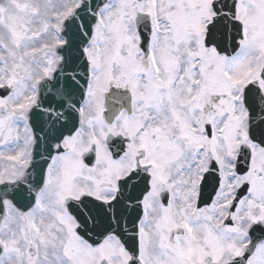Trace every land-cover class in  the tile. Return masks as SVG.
<instances>
[{"label":"rangeland","instance_id":"374dc122","mask_svg":"<svg viewBox=\"0 0 264 264\" xmlns=\"http://www.w3.org/2000/svg\"><path fill=\"white\" fill-rule=\"evenodd\" d=\"M78 1L0 0V85L11 88L7 98H0V182L21 176L30 159L33 138L27 123V112L36 100L37 82L43 76H50L56 68L59 58L55 49L63 41L58 36V30ZM195 2L196 0H144L138 4L135 0H107L100 11L93 38L87 47V54L92 62L89 87L91 102L88 108H86L88 103L84 107L82 127L69 142V145L75 144L74 148L70 147L66 156L53 161L48 171L45 189L33 211L56 210V199L60 198V192H64L61 199L72 192L65 173L71 172L72 161L77 159L74 155L82 153L80 150L88 147L90 143L99 147L100 168L113 165L105 146L107 127L102 121L101 109L98 113L100 121L98 125L96 124L97 127L92 124L91 118V111L98 107L108 80L128 85L135 93L137 112L130 118L121 115L111 130L118 132L125 128L131 136L141 140L140 147L146 148L145 162L152 159L156 161L155 184L158 178L163 179V184L169 183L170 179V187L175 189L178 201L182 196L183 184L191 186V189L186 187L187 195L194 194L195 178L199 170L203 171L206 168L207 160L210 158L208 151L211 150H217L223 166L227 169L228 164H225L224 158L229 155L231 157L234 148L230 152L225 144L233 145L236 138H232V143L226 141L222 129L225 130L223 127L232 122L234 130H246V111L239 95L246 81L257 75L258 67L261 66L257 65L260 59L248 56V48L235 59L219 58L211 51L205 55L207 52L201 47L202 28L206 20L205 15L209 13L202 10L204 6H199ZM248 7L252 16L251 23L260 21L264 25V0H250ZM138 10L153 17L152 57L147 61L137 48L138 34L134 16ZM42 34L45 36H41ZM248 45L251 47L250 40ZM206 66L212 68L208 71ZM199 67L203 68L208 80L202 85L198 81ZM218 67L220 69L216 72L215 69ZM199 76L204 80L203 73ZM208 87H211L213 92H210ZM212 93L222 96L220 101L213 97ZM209 99L217 104L216 109L211 106L212 102ZM156 104L161 106V114H154ZM209 108L215 109L216 116L208 114ZM208 120L213 123L215 134L206 148L207 151L200 153L199 145L205 142L204 129ZM228 128V135H232V125L230 124ZM240 140L243 141L244 138ZM225 151L229 154H225ZM253 160L254 171L252 178L249 179L253 182L255 191L238 210V224L241 225V229H238L236 234L237 254L243 252V244L248 240L243 230V226L246 225L245 218L249 216L252 221L264 220V212L260 211V196L264 191V154L256 149ZM127 161V165L132 167L134 161L131 154ZM122 162L124 161L118 164ZM225 172H229V169ZM122 173L123 170L117 176L120 177ZM107 177L108 184L115 179L110 175ZM179 179H183L182 184L178 183ZM62 181L65 183H61ZM227 198L226 195L218 202ZM155 208L146 200V214L141 230L144 264H152L149 259V246L155 242L158 247H162L164 254H160L161 257H169L168 244L173 221L171 215L165 211L155 217L156 227L152 228L151 221L154 220L152 215L154 210H158L157 204ZM59 209L63 211V203L62 207L59 203ZM178 209L177 205L176 211ZM13 212V207L7 204L4 226L11 219H15ZM213 212L214 210L208 215L212 216ZM46 218L49 226L55 221L52 216ZM61 221L66 228L61 225L54 226L55 230L59 227L66 230L62 233L58 256L65 264H75V261L70 262L69 250L77 243L70 233L76 224L73 219L64 215ZM149 227L150 230L147 231ZM3 239L2 244L6 248L0 264L14 254V250H9L11 247H7ZM58 239L56 236V241ZM49 241L48 251L55 245L52 238H49ZM179 243L181 244L180 240ZM108 244H114L116 250L112 257L114 264H123L128 255L121 250L116 240L110 239ZM101 248L106 253L110 250L107 244ZM27 252L28 245L23 251L20 249L19 254L23 256ZM92 252L89 248L85 254L89 255ZM60 259L56 260V264H63ZM10 262L27 264L21 261L20 255L17 260L11 258ZM162 263L170 264L163 260ZM250 264H264V245L257 249Z\"/></svg>","mask_w":264,"mask_h":264},{"label":"water","instance_id":"95a60500","mask_svg":"<svg viewBox=\"0 0 264 264\" xmlns=\"http://www.w3.org/2000/svg\"><path fill=\"white\" fill-rule=\"evenodd\" d=\"M105 2L106 0H81L72 15L64 21L62 35L65 43L57 49L62 61L52 79H44L40 83L38 100L29 112V124L34 136L32 160L23 177L0 184V221L3 217V200H9L22 210L33 207L38 191L44 184L49 162L56 153L63 150L64 138L72 136L80 126V106L90 76L85 48L92 37L98 11ZM218 2L216 11L220 17L209 28L207 44L216 46L221 53L232 55L240 46L238 39L242 38V25L235 19L236 2ZM141 35L142 46L146 50L151 35L150 21L142 27ZM111 97L108 96V101ZM245 105L250 111L251 139L264 145V93L259 84L246 89ZM110 147L115 157L124 151L122 142L110 139ZM244 156L247 157L248 154L245 153ZM94 159L93 149L86 161L92 164ZM244 169L245 164L241 172H245ZM149 178L147 168L140 167L120 180L117 195L111 201L99 200L89 195H83L80 200H68V209L78 222L77 232L94 245L101 243L109 235H116L131 255L128 264H142L139 260L138 225L143 215L142 200L149 190ZM214 186L215 179L210 174L203 184V191L213 188L214 192ZM249 235L250 244L245 254L228 264H247L257 245L264 241V225L253 224ZM1 252L0 245V254Z\"/></svg>","mask_w":264,"mask_h":264},{"label":"flooded vegetation","instance_id":"af4514ba","mask_svg":"<svg viewBox=\"0 0 264 264\" xmlns=\"http://www.w3.org/2000/svg\"><path fill=\"white\" fill-rule=\"evenodd\" d=\"M124 113H127L129 116L128 112L124 111ZM112 132L115 136L122 134L127 139L126 152L119 159V162H124L119 164L118 162L112 163V166L109 164L100 168L99 162H97L94 167H89L82 161L80 171H78L79 177H76L74 185L70 184L71 188H74L72 191L75 193L76 198H79L82 194H89L103 199L109 198L108 196L114 194L117 190L119 179L117 174L122 170L124 173L125 171L136 168L138 160H140L142 165L150 166V173L152 174V187L147 200L149 203H152L154 209H156L155 205H158V210L153 211L152 216L154 220H150L153 223L152 228L155 229L156 227L155 217L165 211L168 215H171L173 221L171 222L172 228L170 229V250H168L171 255L180 257L183 264H187L191 261L214 259L219 255H222V258H226L236 252L237 228L234 223L231 225L223 223L221 218L222 215H220L223 210L221 204L216 205L212 216L208 215L211 214L212 211L207 210L208 208L204 210H194V194L187 195L186 187H189L187 185L184 186V184L181 187V199L178 201V195L175 189L170 188L168 183L163 184L162 178H158L156 184L154 183L156 163L154 159L149 162H144L147 156L144 146L140 147L141 140L135 139L125 128L118 132L115 130ZM130 154L133 156L134 161L132 168L126 167L128 163L127 159H130ZM109 158L114 161L111 154ZM122 174L120 176H122ZM108 175L115 177L114 181L109 184L107 183ZM227 196L230 197L229 194ZM164 199H167V205L164 204ZM58 204L59 198L56 199V210L36 212L37 214L32 219L22 214L19 215L20 213L15 211V215L13 216L15 219H11L2 227L0 239L4 238L3 242L11 247L10 250L20 249L28 244V252L23 254V256L18 252H14L12 255L14 260H17L20 255L21 261L27 264H42L45 260V258H41L42 252L44 251L42 243L51 230L50 226H46V224H48V219L45 217L52 216V214L57 216L59 214ZM177 205L179 206L178 211H176ZM233 221H235L234 214ZM148 230H150V227L147 231ZM53 240L55 242V255L56 230ZM179 240L182 241L181 245L179 244ZM149 253V259L152 264H163L161 260L166 259L161 257L160 254L164 253H162V247H158L156 242L149 246ZM16 255H18L17 258ZM93 255L94 253L90 255L88 258L89 261L92 260ZM52 260L56 261V256L55 258L53 257ZM100 260L103 261L104 257ZM1 264H11L10 259L4 260Z\"/></svg>","mask_w":264,"mask_h":264},{"label":"bare ground","instance_id":"6f19581e","mask_svg":"<svg viewBox=\"0 0 264 264\" xmlns=\"http://www.w3.org/2000/svg\"><path fill=\"white\" fill-rule=\"evenodd\" d=\"M123 95V96H122ZM122 95H119L120 96V98L122 97L124 100H127V96L126 95H124L123 94V92H122Z\"/></svg>","mask_w":264,"mask_h":264}]
</instances>
